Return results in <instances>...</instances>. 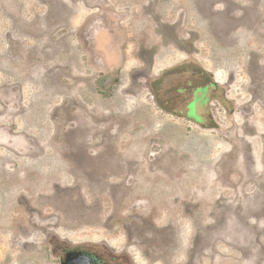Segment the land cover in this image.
<instances>
[{"label": "rangeland", "instance_id": "1", "mask_svg": "<svg viewBox=\"0 0 264 264\" xmlns=\"http://www.w3.org/2000/svg\"><path fill=\"white\" fill-rule=\"evenodd\" d=\"M141 44L200 64L201 114L132 80ZM65 245L264 264V0H0V264Z\"/></svg>", "mask_w": 264, "mask_h": 264}, {"label": "flooded vegetation", "instance_id": "2", "mask_svg": "<svg viewBox=\"0 0 264 264\" xmlns=\"http://www.w3.org/2000/svg\"><path fill=\"white\" fill-rule=\"evenodd\" d=\"M95 44L94 42L93 51L95 50ZM140 46L149 53H145L147 54V56L145 55L146 60H144L145 57L139 60L141 64L135 74H133L135 78L132 80H144L143 82L146 84L149 82L153 86L154 101H158V106L161 109H165L168 113H175L178 110L179 115L191 119L195 108L198 110L197 113L201 114L203 106L209 99L207 96L209 88H212L214 84L201 83L202 78L207 75L200 64L188 62L184 65H178L168 71L157 73L155 78V75L150 74L155 51L152 48L145 47L143 44ZM137 54H139V51H137ZM98 81L107 84L106 81L110 83L112 80L111 77L104 75L100 76ZM193 122L196 123L195 120ZM84 246L73 247L65 245L57 250L55 253L58 264H129L122 259V256L108 255L106 251L99 253V249L96 247Z\"/></svg>", "mask_w": 264, "mask_h": 264}, {"label": "bare ground", "instance_id": "3", "mask_svg": "<svg viewBox=\"0 0 264 264\" xmlns=\"http://www.w3.org/2000/svg\"><path fill=\"white\" fill-rule=\"evenodd\" d=\"M83 75V74H82Z\"/></svg>", "mask_w": 264, "mask_h": 264}]
</instances>
